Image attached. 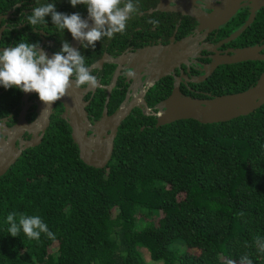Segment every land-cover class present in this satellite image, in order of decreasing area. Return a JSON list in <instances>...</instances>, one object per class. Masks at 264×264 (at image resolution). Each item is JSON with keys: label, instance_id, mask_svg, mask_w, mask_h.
I'll return each mask as SVG.
<instances>
[{"label": "trees", "instance_id": "obj_1", "mask_svg": "<svg viewBox=\"0 0 264 264\" xmlns=\"http://www.w3.org/2000/svg\"><path fill=\"white\" fill-rule=\"evenodd\" d=\"M228 75L206 84L219 95L256 77ZM55 119L0 175V264H264V103L227 121L122 128L101 168ZM11 212L40 216L54 239L11 236Z\"/></svg>", "mask_w": 264, "mask_h": 264}, {"label": "flooded vegetation", "instance_id": "obj_2", "mask_svg": "<svg viewBox=\"0 0 264 264\" xmlns=\"http://www.w3.org/2000/svg\"><path fill=\"white\" fill-rule=\"evenodd\" d=\"M133 2L138 4L139 11L130 17L123 33H117L111 39L103 38L96 42L94 49L85 48L81 42L77 46L85 57V62L91 60L87 66L97 77L96 87L89 88L85 85L76 88L82 99L88 101L84 107L88 116L92 117L98 113L97 117H93L97 119L104 108L106 114H111L126 97L128 100L139 97L142 99V103L132 106L124 119L117 124L116 131L111 137L112 149L116 146L122 128L126 127L127 132H130L139 124V129L142 130L144 127H150L151 119L154 120L155 126V116L145 114V108L150 112H157V104L166 99L176 87L183 95L204 99L217 95L215 89L210 83L207 85L206 81L213 79L216 84L217 81L221 82V79H218L219 73L230 74L222 78V82L227 77L233 76V73L244 76L252 74L251 76H256L254 79L256 80L264 70V59H262L264 47L250 53V59L221 63L210 69V65L217 60L215 59L217 57L230 55L234 50L264 44V6L256 7L251 12L255 0H238L231 15L230 12L226 13V9H220L223 0H133ZM47 3H54L56 11L61 13L69 15L79 13L81 17L88 15L85 5L73 7L69 0H0V4L6 5V8L0 11V51L5 47H14L12 44L20 42L37 43L51 58L54 53L61 50L63 41L71 43V33L67 29L59 30L53 24L50 15L45 17V24L33 27L27 22L26 17L32 13L34 7ZM65 5L70 8H65ZM213 12L220 13L216 17L218 21L213 20L211 24L204 23L201 26L195 18V15H210ZM251 13V22L234 38L224 42L242 27ZM153 20L158 23H149ZM221 21L223 23L218 24ZM208 25L212 27L209 28ZM143 47L149 48L145 55L135 56L134 54ZM187 51L185 60L179 61L176 65V60L183 58ZM132 65L137 68H128ZM129 69L135 73L134 77L125 75ZM167 71L170 73L161 75ZM113 76H115L114 81ZM202 76L204 78H201ZM145 81H151V84L147 86ZM111 82L112 85L106 91L105 86L110 85ZM199 83H202V86L197 85ZM0 87H2L0 122L12 127L21 111H24L23 118L26 123L36 118L37 104L40 100L35 92L24 93L15 87L9 89H5L2 85ZM84 89H86L85 93ZM3 92L10 95V98L5 99ZM67 99L65 95L53 104L48 125L43 131L40 142L47 136L51 123L57 122L55 118L62 119L68 125L62 117L65 110L62 100L67 101ZM68 129L70 136V127ZM109 132L106 130V134ZM37 134H40L39 131ZM33 136L32 133L23 130L19 135V142L30 140ZM14 145H18V139L15 140Z\"/></svg>", "mask_w": 264, "mask_h": 264}, {"label": "water", "instance_id": "obj_3", "mask_svg": "<svg viewBox=\"0 0 264 264\" xmlns=\"http://www.w3.org/2000/svg\"><path fill=\"white\" fill-rule=\"evenodd\" d=\"M237 1L238 0H223L220 9H226V13L230 12L231 15L235 11L234 7ZM255 3H252L251 12L256 7L264 6V0H255ZM219 13L220 12H213L210 15H195V18L202 26L204 23L211 24L213 20H216ZM87 16L82 18L87 19ZM251 19L252 13L242 27L237 29L230 37L225 39L224 42L238 35L242 28L251 22ZM89 23L91 24V21H89ZM222 23L223 21L218 24ZM208 26L209 28L212 27V25ZM79 42L80 41L74 40L71 36L70 45L73 48L77 49ZM263 47L264 44L258 47H247L234 50L230 55L217 57L215 58L217 60L213 61L210 65V69L221 63L238 62L245 58L250 59V53L252 54L256 49ZM148 50L149 48L143 47L134 55L144 56ZM187 54L188 51L184 54L183 58L176 60V65L179 64V61H184ZM262 59H264V57H262ZM130 67L133 69L137 68L133 67V65L128 66V68ZM169 71L161 75H167L170 73ZM143 72L145 73L144 70ZM201 78H204V76ZM114 79L115 76H113V81ZM112 83L113 82H111L110 85L105 86L106 91L109 90ZM145 83L148 86L151 84V81H145ZM85 90L86 89H84V93ZM67 97V101L62 100L65 108L62 117L68 122L70 127V137L77 147L78 157L86 165L101 168L110 160L112 150L111 137L116 131L117 124L124 119L132 106L142 103V99L139 97L138 99L133 98L128 100L126 97L114 112L106 114L104 108L99 118L95 119L93 118L94 115L90 117L84 110L88 101L82 99L78 89L74 86L70 88ZM263 103L264 70L259 74L251 86L243 90L214 95L204 99L183 95L176 87L166 99L161 100L157 104V112H150L149 109L145 108L144 113L155 116V126L169 124L181 119H191L206 124L227 121L238 116H243L250 113ZM37 106V116L30 123L25 122L23 118L24 111L20 112L16 123L13 124L12 127H8L3 122H0V175L6 171L8 166L16 161L22 150L27 147L35 146L40 142L43 131L48 125L49 115L53 104L46 110L44 109L47 105L42 101H39ZM92 119L94 120L92 121ZM23 130L32 133L34 135L33 138L19 142V135ZM106 130L110 131L109 134H106ZM38 131L40 133L39 135L37 134ZM16 139H18L17 146L14 145Z\"/></svg>", "mask_w": 264, "mask_h": 264}, {"label": "clouds", "instance_id": "obj_4", "mask_svg": "<svg viewBox=\"0 0 264 264\" xmlns=\"http://www.w3.org/2000/svg\"><path fill=\"white\" fill-rule=\"evenodd\" d=\"M70 3L73 7L85 5L87 19L82 18L79 13L69 15L58 12L54 3H47L34 7L26 17L27 22L33 27L45 24V17L50 15L59 30L67 29L74 40L80 41L85 48L94 49L96 42L103 38L111 39L115 34L123 33L130 17L139 11L138 4L133 0H70ZM149 23L156 24L158 21ZM125 75L134 77L135 73L129 69ZM0 85L5 89L15 87L24 93L35 92L39 100L47 105L46 110L67 95L73 86L96 87L97 77L86 65L81 52L67 41L62 42L61 50L51 58L37 43L20 42L0 51ZM17 215L16 212H11L6 218L9 225L7 230L11 236L16 237L22 231L29 239L39 240L42 233L54 239V234L40 216L19 214L17 220ZM261 249L264 250V245H261ZM227 264L236 262L229 260ZM240 264H252V260L245 255Z\"/></svg>", "mask_w": 264, "mask_h": 264}, {"label": "rangeland", "instance_id": "obj_5", "mask_svg": "<svg viewBox=\"0 0 264 264\" xmlns=\"http://www.w3.org/2000/svg\"><path fill=\"white\" fill-rule=\"evenodd\" d=\"M112 214H114V212H112ZM48 250L50 251L51 248H49ZM52 251H53V248H52ZM145 258L147 259V263H148V264H157L156 262H151V261H149L147 256H146Z\"/></svg>", "mask_w": 264, "mask_h": 264}]
</instances>
